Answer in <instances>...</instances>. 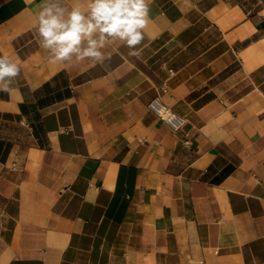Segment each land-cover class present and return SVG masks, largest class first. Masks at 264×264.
<instances>
[{
    "label": "crops",
    "instance_id": "crops-1",
    "mask_svg": "<svg viewBox=\"0 0 264 264\" xmlns=\"http://www.w3.org/2000/svg\"><path fill=\"white\" fill-rule=\"evenodd\" d=\"M41 3L0 0V264H264V0H151L139 57L57 64Z\"/></svg>",
    "mask_w": 264,
    "mask_h": 264
},
{
    "label": "clouds",
    "instance_id": "clouds-1",
    "mask_svg": "<svg viewBox=\"0 0 264 264\" xmlns=\"http://www.w3.org/2000/svg\"><path fill=\"white\" fill-rule=\"evenodd\" d=\"M151 0H88L87 10H69L64 0H42L34 24L39 46L48 52L52 64L84 61L102 63V51L115 41L129 49V56L139 57L144 40L143 29L149 22ZM20 67L0 55V91H13L12 84Z\"/></svg>",
    "mask_w": 264,
    "mask_h": 264
},
{
    "label": "built area",
    "instance_id": "built-area-1",
    "mask_svg": "<svg viewBox=\"0 0 264 264\" xmlns=\"http://www.w3.org/2000/svg\"><path fill=\"white\" fill-rule=\"evenodd\" d=\"M148 109L161 119L172 131L181 129L186 123V119L184 117H181L173 112L158 97L154 98L148 104ZM186 143L188 144L189 141Z\"/></svg>",
    "mask_w": 264,
    "mask_h": 264
}]
</instances>
